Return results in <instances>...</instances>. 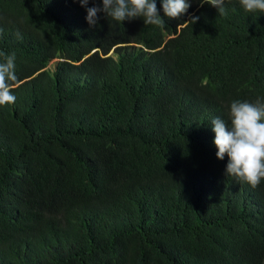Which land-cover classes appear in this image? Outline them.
Instances as JSON below:
<instances>
[{
  "label": "trees",
  "instance_id": "obj_1",
  "mask_svg": "<svg viewBox=\"0 0 264 264\" xmlns=\"http://www.w3.org/2000/svg\"><path fill=\"white\" fill-rule=\"evenodd\" d=\"M225 7L90 27L79 0H0L18 76L0 106V264H264V180L226 176L211 130L264 97V13Z\"/></svg>",
  "mask_w": 264,
  "mask_h": 264
},
{
  "label": "clouds",
  "instance_id": "obj_2",
  "mask_svg": "<svg viewBox=\"0 0 264 264\" xmlns=\"http://www.w3.org/2000/svg\"><path fill=\"white\" fill-rule=\"evenodd\" d=\"M76 2V0H73ZM90 0H79L86 9V22L95 27L98 13L107 19L121 24L133 19H142L144 25L166 28V19H179L187 13L192 0H101L102 7H87ZM199 5L214 7L218 14L226 16L225 0H198ZM240 6L247 13H264V0H239ZM162 13V14H161ZM199 17H193L195 23ZM0 106L14 104L13 93L18 83L15 54L0 51ZM229 121L219 117L211 120L214 133L213 145L216 148V159L223 160L227 156L226 176H232L251 187H257L264 180V97L255 101L233 100L229 106Z\"/></svg>",
  "mask_w": 264,
  "mask_h": 264
},
{
  "label": "rangeland",
  "instance_id": "obj_3",
  "mask_svg": "<svg viewBox=\"0 0 264 264\" xmlns=\"http://www.w3.org/2000/svg\"><path fill=\"white\" fill-rule=\"evenodd\" d=\"M55 62H56V60H52L51 62H49V64L47 65V68H48L49 70H52L53 67H54V65H55Z\"/></svg>",
  "mask_w": 264,
  "mask_h": 264
}]
</instances>
